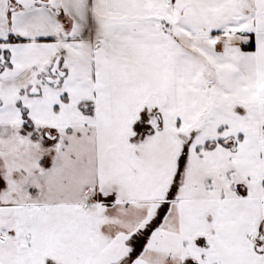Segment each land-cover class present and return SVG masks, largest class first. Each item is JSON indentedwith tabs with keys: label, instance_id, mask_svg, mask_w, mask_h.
Here are the masks:
<instances>
[{
	"label": "snow or ice",
	"instance_id": "obj_1",
	"mask_svg": "<svg viewBox=\"0 0 264 264\" xmlns=\"http://www.w3.org/2000/svg\"><path fill=\"white\" fill-rule=\"evenodd\" d=\"M0 264H264V0H0Z\"/></svg>",
	"mask_w": 264,
	"mask_h": 264
}]
</instances>
